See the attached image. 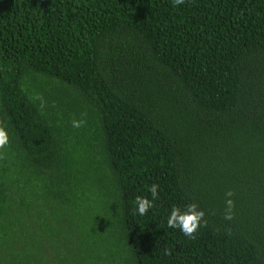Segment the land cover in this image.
<instances>
[{
  "label": "trees",
  "instance_id": "16d2710c",
  "mask_svg": "<svg viewBox=\"0 0 264 264\" xmlns=\"http://www.w3.org/2000/svg\"><path fill=\"white\" fill-rule=\"evenodd\" d=\"M0 127V264H264V0H0Z\"/></svg>",
  "mask_w": 264,
  "mask_h": 264
},
{
  "label": "clouds",
  "instance_id": "9594fccd",
  "mask_svg": "<svg viewBox=\"0 0 264 264\" xmlns=\"http://www.w3.org/2000/svg\"><path fill=\"white\" fill-rule=\"evenodd\" d=\"M178 4H182L183 0H176ZM80 122L74 121L73 127H79ZM9 143V135L4 127H0V148H3ZM158 185L152 184L149 188L151 193V199L148 197L137 196L135 198L134 204L135 214L139 216H145L154 207V201L159 197ZM230 197L231 192L227 193ZM228 213L225 215V219L232 220L233 216L231 214L234 207L233 201L228 199L226 201ZM205 213L199 209L197 204H188L186 207L181 209L180 207H172L167 218V227L173 230L178 229L184 236L189 238H194L195 234L198 232L199 228L204 222Z\"/></svg>",
  "mask_w": 264,
  "mask_h": 264
}]
</instances>
